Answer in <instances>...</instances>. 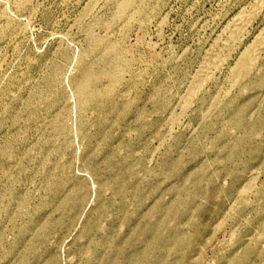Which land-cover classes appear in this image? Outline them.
I'll use <instances>...</instances> for the list:
<instances>
[{
	"label": "rangeland",
	"instance_id": "1",
	"mask_svg": "<svg viewBox=\"0 0 264 264\" xmlns=\"http://www.w3.org/2000/svg\"><path fill=\"white\" fill-rule=\"evenodd\" d=\"M89 1L0 0V264H264V55L228 83L264 9L173 124L258 0ZM83 84L107 96L81 108Z\"/></svg>",
	"mask_w": 264,
	"mask_h": 264
},
{
	"label": "bare ground",
	"instance_id": "2",
	"mask_svg": "<svg viewBox=\"0 0 264 264\" xmlns=\"http://www.w3.org/2000/svg\"><path fill=\"white\" fill-rule=\"evenodd\" d=\"M9 1L13 4L15 10L20 13L28 9L30 0H9ZM99 1L100 0H90L89 3L86 5L85 8L86 12L82 15L81 19H84L86 18L87 15L91 14L92 11L96 8V5L98 4ZM3 3L4 2H0V18L3 16L6 22H5V26L0 30V36H7L10 34L17 36L18 33H16L17 30L15 29L14 26V22H13L14 20H12L11 19L12 17H9L5 12V7H6L5 5L8 2L6 4ZM7 7L9 9V6ZM263 9H264V0H258L250 8L241 10V12L238 13L231 20V22L227 25V27H225V30L222 32L220 38L218 36V40L214 44H212L213 46L210 47V50L207 52V54H205V57H203L204 59L202 60V63L200 64L198 71L193 77L191 86L187 93L188 95L185 96L184 99H182L180 112L177 115H175L172 119L173 124H175L178 120H180L182 117H185L189 113V110L192 108L195 99L197 98L198 95H200V92L203 90V88L207 84L215 81L218 73L223 69L225 64L243 46L245 39L248 37L251 27L253 26L254 23H256L255 21L258 19ZM81 19L79 18V21ZM25 27H27L26 24ZM115 50L118 49L115 48ZM263 52H264V30H262L255 37L251 45H249L244 51H242L235 66L231 69V72L228 76V83L231 87L237 88L238 85L242 84L245 80H247L250 77V75L253 73L258 63L260 62V60H262L261 59L262 55H264ZM106 75L112 81V83H115L120 79L118 75H113L111 73H107ZM107 93L108 91L100 92L93 87H89L83 84L79 88V94L81 97V101H80L81 108H84L83 107L84 105H87V107L99 105L101 99L106 97ZM219 104H220V98L214 100V104L212 107L215 108Z\"/></svg>",
	"mask_w": 264,
	"mask_h": 264
}]
</instances>
